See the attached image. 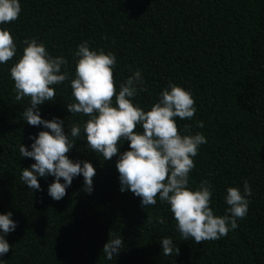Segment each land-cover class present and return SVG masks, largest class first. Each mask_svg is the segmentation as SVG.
Listing matches in <instances>:
<instances>
[{"label":"trees","instance_id":"1","mask_svg":"<svg viewBox=\"0 0 264 264\" xmlns=\"http://www.w3.org/2000/svg\"><path fill=\"white\" fill-rule=\"evenodd\" d=\"M20 5L18 18L0 25L17 44V54L0 64V213L11 211L18 222L6 236L11 247L0 257L4 264H264V0H20ZM31 38L68 61L69 79L54 86L53 101L39 106L42 118L59 117L66 130L88 119L65 106L75 102L74 52L85 40L90 49L116 55L117 88L141 70L146 90L134 103L144 110L169 82L190 90L197 111L191 119L176 118L178 131L200 132L207 142L193 157L189 187L209 181L210 207L223 215L227 187L242 190L247 180L252 195L237 228L216 240L183 241L168 204L157 194L155 205L142 207L132 192L122 193L117 156L105 161L83 139L67 155L96 168L91 194L83 190L82 176L59 201L47 195L52 176L38 178L43 191L27 188L21 170L34 161L20 156L19 145L27 147L29 134L45 129L23 120L29 98L15 99L9 69L26 46L22 41ZM112 235H121L124 247L107 260L102 248ZM162 237L173 239L178 255L162 253Z\"/></svg>","mask_w":264,"mask_h":264},{"label":"clouds","instance_id":"2","mask_svg":"<svg viewBox=\"0 0 264 264\" xmlns=\"http://www.w3.org/2000/svg\"><path fill=\"white\" fill-rule=\"evenodd\" d=\"M20 12V0H0V25L15 21ZM22 43L26 46L9 69L15 99L28 97L23 120L45 129L35 135L30 133L31 143L27 147L19 145L20 156L34 161L21 170L20 179L27 188L43 191L38 178L52 176L47 195L59 201L73 179L82 176L83 190L91 194L96 168L88 160H73L67 155L76 140L83 139L87 147L102 154L103 160L117 156L115 167L122 193L132 192L140 198L142 207L155 205L157 194L160 201L168 204L183 241L216 240L237 228V221L248 213L252 195L247 180L242 190L227 187L224 201L228 207L223 215H214L210 207L213 186L209 181L202 180L196 189L189 187V173L195 167L193 157L199 146L207 142L200 132L178 131L176 118L191 119L197 111L190 90L169 82L150 109L144 110L134 103L138 93L146 90L141 70L136 69L117 88L113 79L116 55L90 49L85 40L74 52L75 75L70 86L75 102L65 106L69 113H81L88 119L83 125L74 123L66 130L65 120L55 116L42 118L39 106L53 101L54 86L69 79L68 61L62 55L52 56L36 38ZM16 54L13 35L8 28L0 27V64ZM138 126L142 131L135 130ZM198 126L203 127V123L198 122ZM125 141L129 142L128 149L121 152L120 146ZM12 215L11 211L0 213V257L11 247L6 236L17 227ZM156 222L164 223L163 217H157ZM160 244L165 256L179 254V247L171 237H162ZM123 247L122 236L112 235L102 248L105 259L112 260ZM0 264H4L3 259Z\"/></svg>","mask_w":264,"mask_h":264}]
</instances>
